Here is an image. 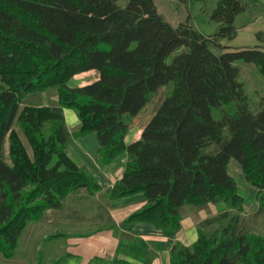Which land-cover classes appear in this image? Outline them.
I'll list each match as a JSON object with an SVG mask.
<instances>
[{"label": "trees", "instance_id": "trees-1", "mask_svg": "<svg viewBox=\"0 0 264 264\" xmlns=\"http://www.w3.org/2000/svg\"><path fill=\"white\" fill-rule=\"evenodd\" d=\"M245 10L243 0H219L210 19L220 30L206 36L191 15L171 24L155 0H0V254L13 257L27 225L61 208L79 187L101 189L67 152L70 108L81 121L76 135L96 133L105 163L129 154L108 189L111 198L145 194L147 204L127 222L173 234L185 204L223 201L234 209L204 220L226 222L211 232L200 225L192 246L175 243L171 264H264V236L239 228L244 197L229 172L235 159L264 212V96L253 107L237 64L254 63L264 76V45L229 50L219 43L236 36L235 19ZM91 70L98 79L69 86ZM170 82L171 94L127 143L131 119ZM52 87L59 106L20 109L23 96ZM226 125L231 136L224 141ZM212 144L216 150L208 151Z\"/></svg>", "mask_w": 264, "mask_h": 264}, {"label": "crops", "instance_id": "crops-1", "mask_svg": "<svg viewBox=\"0 0 264 264\" xmlns=\"http://www.w3.org/2000/svg\"><path fill=\"white\" fill-rule=\"evenodd\" d=\"M158 9L173 25L183 21L168 16L165 13L166 9L163 11L160 6ZM248 66H252L254 71L258 69L255 64L254 67L253 65ZM98 78L97 70L80 73L70 80L69 86L77 87ZM245 87L247 91L246 83ZM55 88L32 92L29 95L43 96L42 94L49 92V96L51 95L53 99L52 103L51 99L50 101H40L35 105L47 103L49 106H59ZM258 93L259 97L264 96V92ZM26 104L31 103L27 102ZM145 108L146 106L143 110ZM141 112L131 119V125L132 121L133 125H130L125 137L127 143L137 140L148 123L134 121ZM64 115L70 133V139L66 146L67 152L87 174L101 185V189L89 193L87 186H81L78 188L81 191L76 193L78 190L76 189L64 198L61 208H49L44 213L42 219L54 230L51 235L57 234L51 240L61 239L60 252L55 255V264H171V249L175 243L192 246L197 241L199 223L206 216L203 215V208L209 203L183 205L180 208L181 226L173 234H167L165 228L152 223L127 222L126 218L129 214L147 204L145 194L140 192L125 197L111 198L108 195V189L122 177L126 164L130 160L129 154L124 152L115 160L105 163L99 153L96 133L76 135L81 127L77 112L70 108H64ZM6 153L9 154L8 139ZM83 225H96L97 227L85 233L76 232L75 229Z\"/></svg>", "mask_w": 264, "mask_h": 264}, {"label": "rangeland", "instance_id": "rangeland-1", "mask_svg": "<svg viewBox=\"0 0 264 264\" xmlns=\"http://www.w3.org/2000/svg\"><path fill=\"white\" fill-rule=\"evenodd\" d=\"M155 0L157 6L166 9L165 13L177 20H187V16L191 15L190 22L195 28L203 34H214L220 30L221 24L210 19V14L216 7L219 0ZM246 4V10L238 14L235 19V26L237 34L233 39L222 38L219 40L221 46H230L228 49H236L239 47H254L256 45H264V0H243ZM162 13V12H161ZM182 22V21H181ZM212 50L217 54L222 53L221 46L210 44ZM241 65V72L239 79L244 81L247 86V93L250 97L253 107L259 102V93L264 92V76L258 69L252 70L253 65L250 63L239 61ZM57 92L58 102V89ZM173 89V82L161 86L151 97L150 102L147 104L139 117L134 119L135 122H149L153 114L156 113L162 102L171 94ZM52 92L54 90H51ZM43 96H30L29 94L23 96L20 102V109L26 105L30 106H44L35 105L40 101L51 100L49 92L42 94ZM44 97V100H42ZM27 102L31 104H26ZM53 102V99L50 101ZM50 103V104H51ZM227 108V106H225ZM215 109L214 114L216 118H220L225 112L226 108ZM131 125V124H130ZM133 125V121H132ZM131 125V126H132ZM14 129L18 130L21 134L25 144L31 152L30 145L22 133L18 121L14 122ZM230 128L226 125L224 129V141L230 139ZM217 145L212 144L207 148L208 151L216 150ZM8 157V155H7ZM229 172L236 179L239 193L244 197L243 212L240 215L239 228L244 231L255 232L264 236V212L259 210V202L257 200V189L250 185L244 176L241 165L232 159L229 164ZM81 191L78 189L76 193ZM203 218L199 225H204L207 230L214 231L219 226L224 225L226 221L222 218L211 223L203 224L204 220L210 218L215 219L220 217L224 212H229L230 216L234 214V209L227 205L225 202L220 201L217 203H209L204 208ZM46 221L41 218L39 221L30 222L22 232L20 237L19 246L15 255L11 258H6L0 254V264H55V255L60 252V242L58 240L47 239L53 233V227L45 223ZM97 227L96 225H83L75 230L79 233H85ZM63 242V241H62ZM54 256V257H53Z\"/></svg>", "mask_w": 264, "mask_h": 264}]
</instances>
